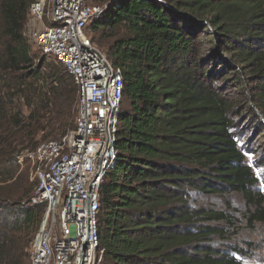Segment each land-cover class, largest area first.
<instances>
[{"label":"trees","instance_id":"obj_1","mask_svg":"<svg viewBox=\"0 0 264 264\" xmlns=\"http://www.w3.org/2000/svg\"><path fill=\"white\" fill-rule=\"evenodd\" d=\"M35 1L0 0L4 183L16 173L19 146L37 145L41 132L57 139L76 128L73 75L40 50L36 62L24 34ZM90 27L102 37L125 30L104 51L125 78L117 163L100 187L104 264H243L202 244L223 233L211 222L229 216L190 201L193 191L239 190L256 206L250 223L264 221V194L252 191L257 177L234 133L235 107L245 106L215 83L234 78L244 87L258 73L254 99L264 112V0H114ZM20 102L30 107L25 120L13 111ZM35 185L23 177L0 185V264H31V242L46 212L43 204H22Z\"/></svg>","mask_w":264,"mask_h":264},{"label":"built area","instance_id":"obj_2","mask_svg":"<svg viewBox=\"0 0 264 264\" xmlns=\"http://www.w3.org/2000/svg\"><path fill=\"white\" fill-rule=\"evenodd\" d=\"M114 0H36L27 36L74 77L79 103L76 128L17 155L37 178L23 205L43 204L45 215L31 242V264H104L100 246V187L117 163V127L125 85L117 67L87 35Z\"/></svg>","mask_w":264,"mask_h":264},{"label":"rangeland","instance_id":"obj_3","mask_svg":"<svg viewBox=\"0 0 264 264\" xmlns=\"http://www.w3.org/2000/svg\"><path fill=\"white\" fill-rule=\"evenodd\" d=\"M100 4L106 2H100ZM125 30L123 28L117 29V36L102 37L103 31L91 32V27L87 29L88 37L95 38V44L105 51L107 54L109 48L118 37L120 33ZM109 32V31H108ZM27 27L25 26L24 34L28 38L32 52L36 55L37 61L42 60V54L39 49L34 45L31 39L27 36ZM110 33V32H109ZM102 39V43H98V38ZM264 44V41H262ZM49 62H56L54 58H47ZM58 62V61H57ZM220 73V72H219ZM221 74V73H220ZM253 76V75H252ZM261 76L257 73L250 79L245 80V86H236L233 83L234 78L230 82H223L219 78L216 79L217 85H223L225 90H228L229 96L233 102L241 107L245 106V111L238 110L235 107V128L234 133L237 135L239 142L243 145L245 151V163L252 166L255 178L257 177L256 185L252 187V191H261L264 194V112L260 105H258L256 97L259 78ZM233 80V81H232ZM254 99V100H252ZM17 102V98L15 99ZM20 106L16 107L13 111L17 112V108L21 110V117L26 119L30 112V107L20 102ZM44 133H40L36 138L37 144L52 138H43ZM55 139V138H54ZM35 145L29 144L27 147L21 146L17 149V155L25 152L27 149L34 148ZM16 155V165L14 166L15 175L13 179L8 182H13L18 177L28 179V182L35 183L37 178L34 172L32 162L27 158L23 163H20ZM0 178V185L7 184ZM191 206L200 208L206 207L209 209L221 210L229 216L230 220L226 222L225 219L211 222L213 225L220 226L223 233L220 235H212L202 244H207L222 253H228L236 256L243 264H264V221L257 220V222L250 223L249 217L256 209V206L248 201L246 194L242 191L229 190L226 192H197L193 191L191 194Z\"/></svg>","mask_w":264,"mask_h":264}]
</instances>
